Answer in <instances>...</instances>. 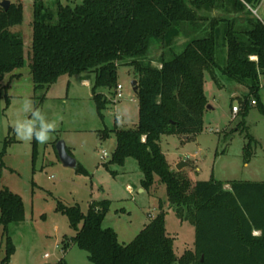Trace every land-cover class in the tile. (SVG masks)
Masks as SVG:
<instances>
[{
	"label": "trees",
	"instance_id": "obj_1",
	"mask_svg": "<svg viewBox=\"0 0 264 264\" xmlns=\"http://www.w3.org/2000/svg\"><path fill=\"white\" fill-rule=\"evenodd\" d=\"M259 2L82 0L75 6L58 2L55 12L42 0L35 1L28 64L35 88L49 87L64 75L94 73L92 96L103 118L104 109L113 100L98 90L117 87L120 65L134 67L138 76L137 126L106 127L99 135L106 138L113 133L116 137L111 163L123 165L126 158H135L143 173V189L154 190L158 178L166 187L169 206L175 207L178 217L189 220L196 230L194 249L177 256L162 203L160 212L131 242L121 243L113 228L102 226L111 200L92 201L87 213L79 204L59 201L57 211L68 217L76 232L65 249L72 242L88 253L93 264H264V181L223 182L212 177L192 182L183 171L171 169L160 145L162 134L193 137L202 132L209 106L205 93L207 74L218 85L222 74L248 88L238 112L241 125L253 100L264 114L260 98L264 22L252 17V11L247 9V5L254 7ZM219 9L232 17L210 15ZM55 15L57 21L53 22ZM22 22V4H11L8 10L1 7L0 79L27 63L24 40L11 30ZM197 33L204 35L194 37ZM183 35L188 36V41L177 52L173 45ZM154 41L165 49L158 59L160 67L148 57ZM221 47L226 54L222 60ZM2 94L0 90V97ZM6 100L9 105L7 94ZM239 130L245 132L246 125ZM246 137L249 141L244 149L245 161L249 162L256 140L248 132ZM34 149L36 153V146ZM76 168L79 174L87 172L79 163ZM23 220L21 196L8 188L0 189V223L4 229ZM8 245L2 264L14 252L10 236ZM56 264L67 262L63 257Z\"/></svg>",
	"mask_w": 264,
	"mask_h": 264
},
{
	"label": "rangeland",
	"instance_id": "obj_2",
	"mask_svg": "<svg viewBox=\"0 0 264 264\" xmlns=\"http://www.w3.org/2000/svg\"><path fill=\"white\" fill-rule=\"evenodd\" d=\"M9 1L11 4L23 5V22L11 30L24 40L27 63L12 73L16 76L8 74L0 79L3 93L0 97V189L8 188L21 196L25 220L10 224L7 231L0 223V264L7 256L9 236L14 252L6 264H56L63 257L67 264H93L88 259V253L72 242L66 250L63 249L66 240L70 241L76 232L71 228L68 217L57 211L59 201L66 205L79 204L81 210L87 213L91 201L111 200L110 211L102 226L118 232L121 243L131 242L160 212L162 203L167 211V232L174 238L177 256L187 249L193 250L195 226L189 220H181L175 207L169 206L165 185L156 178L155 189L144 190L143 173L137 160L128 157L123 165L111 163L116 137L113 133L106 138L99 135L106 127L130 129L137 126L139 105L132 85L133 81L138 80L136 69L126 64L119 66L117 85L122 86L120 92L117 93V87H102L98 90L113 100L104 109L103 118L98 114L92 96L94 73L64 75L51 86L36 89L28 65L36 0ZM42 1L55 12L58 2L72 6L82 2ZM247 9H252V17L264 22V0L254 7L247 6ZM210 15L229 16L221 9ZM240 15L245 17L246 14ZM56 21L57 15L53 19V22ZM203 35L200 33L194 37ZM187 41L186 35L177 38L173 45L175 50L182 51ZM164 50L161 44L153 42L148 57L153 60L154 66L160 67L158 59ZM220 51L222 60L226 56L225 49L221 47ZM219 75L221 86L208 74L205 77V93L211 108L205 111L202 132L193 137L162 134V151L173 170H177L181 162L188 164L181 171L192 182L207 181L212 177L223 182L264 181V114L253 104L245 122H242L247 130L241 132L240 113L235 115L232 108H241L248 88ZM85 78L90 80V85L83 83ZM261 85H264V78ZM6 94L10 98L9 105ZM26 97L31 98L34 107L40 109L47 119L57 122V130L46 143L22 141L14 132L15 122L25 118L21 104ZM260 98L264 103L262 87ZM117 116L121 120H117ZM247 132L256 140L252 144L254 155L249 162L245 161L244 150L249 141ZM60 141L65 142L71 155L86 173L79 174L76 167L64 165L57 150ZM103 151L109 155L107 158L102 157ZM128 187L132 188L131 192ZM225 187L229 188V185ZM57 244L61 248H56Z\"/></svg>",
	"mask_w": 264,
	"mask_h": 264
},
{
	"label": "clouds",
	"instance_id": "obj_3",
	"mask_svg": "<svg viewBox=\"0 0 264 264\" xmlns=\"http://www.w3.org/2000/svg\"><path fill=\"white\" fill-rule=\"evenodd\" d=\"M21 110L25 113V118L18 119L13 126L17 138L22 141L35 140L41 144L48 142L52 138V133L57 130V122L47 119L28 97L23 99ZM256 234L258 233L254 232V235Z\"/></svg>",
	"mask_w": 264,
	"mask_h": 264
},
{
	"label": "water",
	"instance_id": "obj_4",
	"mask_svg": "<svg viewBox=\"0 0 264 264\" xmlns=\"http://www.w3.org/2000/svg\"><path fill=\"white\" fill-rule=\"evenodd\" d=\"M11 5V1L9 0H3L1 2V7L4 8V10H8L9 7ZM132 85L134 87V91L136 92L137 91V81H133L132 82ZM208 108H210V106H208ZM57 150H58V154H59V157L61 159V161L64 163L65 166H68V167H73L75 168L78 164V162L75 160V158L68 152V149H67V146L65 144L64 141H60L58 144H57ZM188 164L186 162H181L177 165V170L178 171H181L185 166H187Z\"/></svg>",
	"mask_w": 264,
	"mask_h": 264
},
{
	"label": "built area",
	"instance_id": "obj_5",
	"mask_svg": "<svg viewBox=\"0 0 264 264\" xmlns=\"http://www.w3.org/2000/svg\"><path fill=\"white\" fill-rule=\"evenodd\" d=\"M247 6H249V5H247ZM251 10H252V9H251ZM253 12L256 13V11H254V10H253ZM252 59H256V57H252ZM260 86H261L262 88H264V85H263V86L260 85ZM116 90H117V93L120 92V91L122 90V86H121V85H117ZM252 104L255 105V104H256V101L253 100V101H252ZM232 111H233V113L236 115V114H238V112L240 111V108H239L238 106H233ZM117 120H121V117H120V116H117ZM108 156H109V155H108L106 152L103 151L102 157H103V158H107ZM128 190L131 192V191H132V188H131V187H128ZM46 257H48V254H46Z\"/></svg>",
	"mask_w": 264,
	"mask_h": 264
},
{
	"label": "crops",
	"instance_id": "obj_6",
	"mask_svg": "<svg viewBox=\"0 0 264 264\" xmlns=\"http://www.w3.org/2000/svg\"><path fill=\"white\" fill-rule=\"evenodd\" d=\"M83 83L86 84V85H90V80L87 79V78H85V79H83ZM210 108H211V107H210ZM210 108H209V109H210ZM170 167H171V166H170ZM171 169H172V167H171ZM142 191H144V190H141V192H142ZM91 202H92V201H91ZM117 233H118V232H117ZM118 236H119V234H118ZM67 241L69 242V240H66V242L64 243V246H63V247H64V248H63L64 250H66V249H65V246H66V244L68 243ZM56 248L59 249V248H61V247H60V245L57 244V245H56Z\"/></svg>",
	"mask_w": 264,
	"mask_h": 264
}]
</instances>
